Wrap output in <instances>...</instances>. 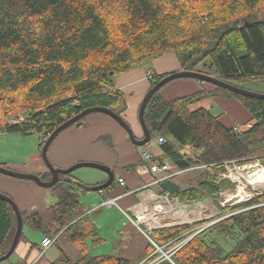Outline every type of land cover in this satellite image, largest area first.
Listing matches in <instances>:
<instances>
[{"label": "trees", "instance_id": "1", "mask_svg": "<svg viewBox=\"0 0 264 264\" xmlns=\"http://www.w3.org/2000/svg\"><path fill=\"white\" fill-rule=\"evenodd\" d=\"M262 11L264 0H0V122L26 115L17 125L0 126V133L38 134L41 151L56 128L84 110L104 108L122 117L126 98L114 79L169 53L181 70L202 73L195 68L207 61L213 77L222 82L242 89L247 83H264V23L251 22ZM151 75L150 88L168 74ZM159 91L144 111L151 139L165 138L162 150L179 169L199 165L214 174H204L196 185L182 189L176 195L181 202L214 200L226 184L214 182L232 161L264 165V100L215 87L170 100ZM207 97L235 99L250 115V129L237 134L210 112L189 110ZM88 116L73 126H82ZM178 146L192 153L181 154ZM69 177L51 189L57 199L50 207L51 231H45L36 213L20 211L23 228L56 238L54 245L64 236L76 243L79 258L62 262L133 264L84 251L88 239H94L92 244L100 240L86 215L76 214L80 194L89 191ZM115 184L100 192L107 194ZM232 210L200 232L211 221L155 230L152 238L159 247L192 235L171 256L172 263L160 264H264V193ZM15 229L14 211L0 200V257L8 252ZM236 235L240 238L234 243ZM219 239L234 240V245L225 250ZM146 250L150 254L154 247L148 242Z\"/></svg>", "mask_w": 264, "mask_h": 264}, {"label": "crops", "instance_id": "2", "mask_svg": "<svg viewBox=\"0 0 264 264\" xmlns=\"http://www.w3.org/2000/svg\"><path fill=\"white\" fill-rule=\"evenodd\" d=\"M174 56L175 55L171 53L166 54L161 58L154 60L153 68H147V70H129L114 79L116 88L121 91L126 98V110L122 113V119L129 125L136 139H141L143 137L142 129L137 120V115L141 101L150 89L147 74L150 72L154 75H166L173 72V69L178 68V61ZM194 83L195 84H192L191 86L193 92L181 97L200 91L206 93L212 91L211 88L203 86L201 82ZM162 97L165 100L173 99H167L163 95ZM208 98L211 99L207 100ZM233 100L236 101L233 98L222 99L218 97H207L202 100L204 102L200 101L196 103L195 105L198 104L197 107H194V105L190 106L189 110L195 111L203 109L216 117L213 114L215 111L214 105L216 107H221L222 104L220 101H224L232 105L237 112H241L239 106L246 112L237 101L234 102ZM248 116L249 120L245 125L228 129L234 131V129H243L246 126L253 124L249 114ZM245 118L246 116L242 114L239 119L243 121L246 120ZM217 119L224 127L229 123V121L225 120L223 117L219 119L217 116ZM236 120H238V118ZM23 137L24 136L22 135L16 136L14 139L15 146H9V144H7L9 147H0V166L17 172L34 174L41 177L48 176V169L40 155V136L31 148H27L28 146H26L25 142L22 140ZM156 138L157 137L152 138L146 147L151 149L152 152L160 158V161H166L168 159L164 154L162 147L155 145ZM141 150L142 149L139 147H135L130 143L126 132L111 118L103 114H93L84 120L82 126H73L64 130L48 148L47 158L51 165L60 170H66L78 163H93L105 166L113 171L114 182H116V184L107 192V194L104 192H86L80 194L79 203L81 201L82 205L80 203L79 208L77 209V216H81L84 212L91 211L92 208L97 206L105 198H117L116 203L118 207L124 211H140L138 209L144 208V204L141 203H146L148 207L150 205L152 206L151 196H148L146 194L147 192H135L140 185L139 181L146 183V177L140 178L137 175L140 166L139 154ZM82 169L83 170L78 169L79 171H74L69 177L70 180L82 183L87 187L101 185L107 180L106 174L102 171L88 168ZM2 176L0 175V190L11 197L20 211L25 212L26 214L36 213L46 227L45 231H51L52 228L50 227V224L53 221V213L50 207L55 204V195L52 190H44L29 181H20ZM119 179L125 181L126 185L124 187H119L117 185V180ZM154 190L157 191V188H154ZM179 202L181 204H191L183 203L180 200ZM116 209L118 211V221H120V229L116 235L115 233H112L109 228H107V237L101 234L100 227H105V225L100 223L98 225L97 222L100 220L99 217H95L93 220L91 219V216L95 215L97 211L90 212L86 216L89 223L95 227L97 239L100 240V243L92 244L94 239H88L84 251L92 257L111 255L129 260L133 264H149L150 261L154 262L158 258L159 260L154 264L168 261L163 258L160 259V256L162 255V252L168 251L174 245H166L162 247L157 245L160 248V251L147 254L146 248L149 241L146 240V238H144L135 227L129 224L118 208ZM178 211V209H175L172 212L170 211L169 214L170 216L175 213L178 214ZM160 213H156L155 215L150 214V217L155 216L156 219L163 217V213ZM182 213L185 214L186 212L183 211ZM105 219L101 220V222L109 225L110 223ZM181 219L182 218L170 217L169 220L163 221V223L167 222V224L159 225L158 227H151V229H142L151 230L149 237L153 241L152 234L155 230L183 225L181 222H178V220ZM211 223H208L207 225L209 226ZM207 225H204L202 228ZM22 235L23 238L19 242L14 255L9 262H6V264H71V262L67 263L68 261L62 262L60 259L63 257L65 260L67 258L70 261H75L79 258L76 243L72 242L68 237L64 242L61 243V241H59L57 245H53L45 252H42L39 244L45 237L43 232L24 227L22 229ZM151 245L154 247L153 244ZM147 259L148 261H146ZM168 262L172 263L171 260Z\"/></svg>", "mask_w": 264, "mask_h": 264}, {"label": "rangeland", "instance_id": "3", "mask_svg": "<svg viewBox=\"0 0 264 264\" xmlns=\"http://www.w3.org/2000/svg\"><path fill=\"white\" fill-rule=\"evenodd\" d=\"M251 22L264 23V11L256 14L253 17ZM171 26L176 28V29L178 28V26L176 24H171ZM176 60H177V58H176ZM206 62L199 64L195 68V70L202 72V73L211 74L213 76L214 71H213V69H210L208 67L209 62L208 63H206ZM153 63H154V61L147 62V63L142 64L140 67H135L132 70H136V69H141V70L146 69L147 70V68H153ZM205 63H206V65L204 66ZM177 64H178V68L173 69L174 71L171 73H176V72H178L177 70H179L181 68V67L179 68V66H180L179 62H177ZM171 73H169V74H171ZM194 82H198V81L192 80V79L175 80V81L167 84L166 86H164L159 91V93L161 96L163 95L167 99L168 98L174 99L175 97H181V96L187 95L190 92H193V89L191 86H192V84H195ZM201 84H203V86H205L207 88H211V90H213V88H214L212 85L207 84V83L201 82ZM244 89L248 90L250 92L256 93V94H264V83H247L244 85ZM209 99H211V98H208L207 100H209ZM207 100H204V101H207ZM204 101H202V102H204ZM220 102H221L222 106L216 107L214 105L215 111L213 112V114L216 117L218 116L219 119H221V117H223L225 120L229 121V123L226 124L225 127L233 128V127H237V126H243L246 123H248L247 121L249 120V116L239 105L238 106L241 109V112H237L232 107V105H230L224 101H220ZM234 102H236V101H234ZM197 105H194V107H197ZM242 114L246 116V118H245L246 120L242 121L239 119L242 116ZM12 118L25 119L26 115H20L19 114L18 116H16V115L10 116V117L4 119L3 121H1L0 126H5V124L8 123ZM237 118H238V120H236ZM251 125L252 124H250L249 126H251ZM248 130H249L248 126H246L242 129L243 132L248 131ZM16 136H19V134L0 133V147L1 146H4V147L15 146L16 144H15L14 139L16 138ZM38 138H39L38 134L32 133L29 135H24L22 140L25 142V145L28 146L27 148H31L34 146V144L36 143ZM7 144H9V146ZM177 149L181 154L192 153V150L188 147L178 146ZM226 164L227 163H225L224 165L226 166ZM247 166H255V169L261 168L260 171H258V173H257L258 177H260L262 174H264V172H261L262 170H264V165L259 163V162H253L251 164H246L243 166H239L233 161L230 162L227 165V169L225 172L226 174L224 175V178L221 175H218L217 181L214 182L215 184H219L221 182L226 183L224 185L225 187L221 188L220 191L216 194L214 200L213 199L212 200L206 199V200H199L197 202H192L191 204H184V205H188V207H183V209L187 210V211H185L186 213L183 214V216L185 218L178 220V222H181L182 224L192 225L193 223H196V222L209 220V221L215 223L217 221H220V220L232 215V213L235 212L232 210L234 207H237L239 205L241 206L244 202H247L249 199L253 198L254 196H258V195L264 193V187H252L250 185V183L248 182V180H246V172L251 173L252 171H254V168L248 169L246 171L243 170L244 167H247ZM79 170H83V169L81 168ZM79 170H76V171H79ZM204 174L214 175L212 172L209 171L208 168H200V169H196V170H193V171H190V172L184 174L182 177H180L178 179V184H180L181 189L189 188L191 186L196 185L197 182L199 181V179ZM63 179H64V177L60 176V180H63ZM20 181H27V180H20ZM44 190H46V189H44ZM157 191L159 192L158 189H157ZM0 193L5 194V192H3L2 190H0ZM5 195H8V194H5ZM54 200L56 203L57 201H56L55 196H54ZM224 201L226 202L225 206H221L220 203L224 202ZM80 203L82 205L81 201H80ZM149 207H151V206H149ZM191 209L194 211H192L191 214H189L188 210H191ZM110 210H112V211H110ZM145 211H146V213H145L146 216H144V222L148 221V225H144V226L146 228H149V229L151 227H158L159 225L155 224L153 222L154 220H156V217L155 216L150 217V212L148 209ZM168 211H171V210H168ZM117 214H118V211H117L116 207H111L109 209L101 208V209L97 210L95 215L91 216V219L93 220L95 217H99L100 220H98V222H97L98 225H99V223L105 225V227H103V226L100 227V229H101L100 232L102 235H105L107 237V235H108L107 234L108 233L107 228H109L112 233H115V235L119 232L120 221H118V215ZM160 214H162V213H160ZM168 217H170V216H168ZM105 218H108L109 220L105 219ZM103 219L107 220L110 224L108 225V224L101 222V220H103ZM149 220L151 221L152 224L150 223ZM173 223H176V222H173ZM161 224L164 225V224H167V222L161 223ZM191 237H192V235L189 236L186 239V241ZM239 238H240V236L236 235L234 238L235 241L234 240H227L226 241V240H220L219 239L218 243L225 250H229L232 247V245H234V243ZM66 239H67V237L64 236L60 240L61 243L64 242ZM233 241H234V243H233ZM62 259H64V258L62 257ZM2 264H6V263L4 262Z\"/></svg>", "mask_w": 264, "mask_h": 264}, {"label": "water", "instance_id": "4", "mask_svg": "<svg viewBox=\"0 0 264 264\" xmlns=\"http://www.w3.org/2000/svg\"><path fill=\"white\" fill-rule=\"evenodd\" d=\"M179 79H192L198 82L210 84L215 88L224 89L238 96L264 100V94H256V93L250 92L248 90L239 88L237 86L222 82L213 76H209V75L198 73V72L181 70L176 73L168 74L161 81H159L155 86L150 88L145 94V96L143 97L141 104L139 106L138 115H137L138 122H139V125L143 133V137L141 139H136L129 125L122 119V117L114 114L112 111L108 109H104V108L87 109L81 112L80 114H78L77 116L65 121L61 126L56 128L45 140L41 148L40 155L50 175V179L48 181H42L37 175H34V174L17 172V171H14L12 169L2 167V166H0V175L13 178L16 180H27V181L34 183L39 188L51 190L60 181V176L66 177L68 175H71L74 171L78 169L88 168V169H95V170L102 171L103 173L106 174L107 180L103 184L98 185V186H93V187L84 186L85 189H87L89 192H96V191L100 192L110 187L114 182V173L109 168L99 165V164H93V163H78L66 170L56 169L53 165L50 164L47 158L48 148L64 130L73 126L74 124L79 122L81 119L85 118L86 116L91 115V114H96V113L106 115L109 118H111L114 122H116L126 132L128 139L133 146L139 147V148L144 147L151 141V133L149 132L144 122V111H145L148 101L161 88ZM65 180H67V178H64L63 181ZM161 188L164 191H166L170 196L178 195L182 191L180 184L175 183V182H170V181L162 182ZM0 200L6 202L12 208L15 214V218H16V229H15L14 237H13V240H12V243H11V246L8 252L4 256L0 257V264H1V263L6 262L8 259L11 258V256L14 255L16 248L19 244L20 237L22 235L23 224H22L20 210L18 209L14 201L9 196L5 194H1V193H0Z\"/></svg>", "mask_w": 264, "mask_h": 264}, {"label": "built area", "instance_id": "5", "mask_svg": "<svg viewBox=\"0 0 264 264\" xmlns=\"http://www.w3.org/2000/svg\"><path fill=\"white\" fill-rule=\"evenodd\" d=\"M148 73L149 74H147V77H148V79H150L152 76L151 75L152 73H150V72H148ZM23 120L24 119H22V118H18V119L12 118L6 124L17 125L19 122H22ZM250 127L251 126L248 125L249 129H250ZM234 132L237 134H240L243 131H242V129H234ZM165 142H166L165 138L162 136H158L155 139V145L158 147H162L163 144H165ZM147 145H145L144 147L141 148L142 150L139 154L140 166H139V169L137 171V175L140 178L146 177V183L139 181L140 185L138 186V188L135 192H139V191L141 193L147 192L146 194L148 196H151L152 206L160 207L161 213H163L164 215L165 214L167 215L170 212L168 210H171V212H172L173 210L178 209L179 210L178 213H182L183 211H187V210L183 209V207H188V205L181 204L179 202L178 198L176 197V195L170 196L166 191H164L161 188V183L164 181H170V182L178 183V179L180 177H182L184 174H186L190 171L196 170V169L207 168V167L196 165V166H192V167H189L186 169H179L170 160L160 161L159 160L160 158L158 156H156V154L154 152H152L151 149L146 147ZM225 174L226 173H223V174H221V176L224 178ZM117 185L119 187H124L126 184H125V181L123 179H119V180H117ZM154 188H157L159 190V192L155 191ZM116 201H117V198H105L97 206L92 208L91 211L86 212V213L84 212L83 216H85V215L87 216L90 212L97 211L98 209H101V208L109 209L111 207H116L124 215V217L127 219L129 224H131L133 227H135L138 230V232L141 233L144 236V238H146V240H148L151 244L154 245V247H155L154 253L160 251V248L155 243H153V241L149 237L151 230L142 229V228H146V227L144 226V224L139 222L138 217L135 215V212L138 213V211H135V210L134 211H131V210L130 211H124L118 207ZM141 204H144V206H145L144 208L148 207V205L146 203H141ZM225 204H226L225 201L220 203L221 206H225ZM188 212H189V214H191L192 210H188ZM213 223H211V224H213ZM206 227H204V228H206ZM204 228L199 229L198 232L202 231ZM55 239L56 238L44 237L40 241V244H39L42 252H45L51 246H53ZM185 242H186V240L184 242H181L179 244L174 245L168 251L162 252L160 259L163 258L164 260L170 261L171 255L174 252H176ZM158 260H159V258L156 261H158ZM146 261H148V259ZM156 261H154V262L150 261L149 264H154V263H156Z\"/></svg>", "mask_w": 264, "mask_h": 264}, {"label": "bare ground", "instance_id": "6", "mask_svg": "<svg viewBox=\"0 0 264 264\" xmlns=\"http://www.w3.org/2000/svg\"><path fill=\"white\" fill-rule=\"evenodd\" d=\"M251 168H254V171H252L251 173L250 172H246V180H248V182L250 183V185L252 187H264V174H262L260 177L257 176V173H258V171H260L261 168H256L255 169V166H247V167H244L243 170L246 171V170L251 169ZM261 172H264V170H262ZM143 207H145V206L143 205ZM147 209L149 210L150 214H152V215H155L156 213H160L161 212V208L158 207V206L157 207H152L151 206V207H148V208L146 207V208L138 209L140 211H138V213L135 212V215L138 217L139 222L144 224V225H148V221L144 222V216H146V214H145L146 211L145 210H147ZM168 216H170V215H166V214L164 215L163 214V217H160V218L154 220L153 222L155 224H158V225H163L161 223H163V221H165V220H169L170 217L185 218L183 216V213H178V214L175 213V214L171 215L170 217H168Z\"/></svg>", "mask_w": 264, "mask_h": 264}]
</instances>
